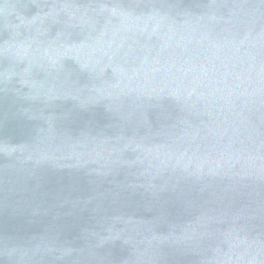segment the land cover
Returning <instances> with one entry per match:
<instances>
[{
	"label": "water",
	"instance_id": "water-1",
	"mask_svg": "<svg viewBox=\"0 0 264 264\" xmlns=\"http://www.w3.org/2000/svg\"><path fill=\"white\" fill-rule=\"evenodd\" d=\"M0 264H264V0H0Z\"/></svg>",
	"mask_w": 264,
	"mask_h": 264
}]
</instances>
